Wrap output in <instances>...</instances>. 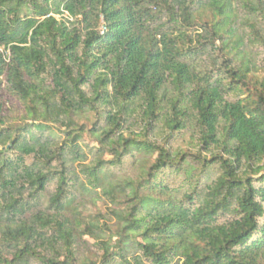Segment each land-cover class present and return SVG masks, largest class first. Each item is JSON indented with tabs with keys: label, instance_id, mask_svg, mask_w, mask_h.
I'll return each instance as SVG.
<instances>
[{
	"label": "trees",
	"instance_id": "16d2710c",
	"mask_svg": "<svg viewBox=\"0 0 264 264\" xmlns=\"http://www.w3.org/2000/svg\"><path fill=\"white\" fill-rule=\"evenodd\" d=\"M255 45L264 0H0V264H264ZM90 113L102 125L77 126ZM133 115L170 136L194 121L210 152L199 173L215 178L199 185L185 153L125 138ZM131 156L137 178L116 175ZM77 196L118 206L111 237L77 219ZM82 235L98 260L77 257Z\"/></svg>",
	"mask_w": 264,
	"mask_h": 264
},
{
	"label": "rangeland",
	"instance_id": "374dc122",
	"mask_svg": "<svg viewBox=\"0 0 264 264\" xmlns=\"http://www.w3.org/2000/svg\"><path fill=\"white\" fill-rule=\"evenodd\" d=\"M246 59H250L255 69L248 74V78L253 81L261 82L264 80V49L258 45L248 46L246 48ZM210 65V64H209ZM212 66V65H210ZM7 110H12L11 105L6 106ZM15 114V113H14ZM75 122L77 126L82 127L86 130H91L93 126L96 128L102 125V121H100L97 116L90 113L87 115H82L79 118H75ZM130 129L123 132L125 138H134L135 136L139 138H145L150 140L158 145L171 150V152H183L185 153L186 160L188 164L194 167L196 172L194 173V180L198 181L199 185H204L206 182L209 183L211 179H214L215 176L212 174L209 177L208 181H205V177L203 174L199 173L201 169L202 159H210V152L201 151V147L197 141L198 135V127L195 125L194 121H191L190 126L182 131L181 133H174L171 136L168 132H161L158 129V134L146 131L144 132L142 129V124L140 123V119L137 115H133L132 120L130 121ZM81 146L85 148L86 152H90L94 148H98L99 146L91 139L89 134H85L83 141L81 142ZM218 152V151H217ZM198 157L200 159H198ZM89 160H91L90 154L88 155ZM103 159L105 161H111L112 157L105 153L103 155ZM155 157L148 159L144 162L143 166L149 167ZM141 160L138 163V160L135 156L126 157L123 160L122 167L115 170V174L121 177H130L136 179L139 175ZM74 166V165H73ZM74 168V167H73ZM216 170H213L215 173ZM171 175V181L175 185H179L182 180L185 178L183 172H180L178 176L174 177L169 172H165L164 176ZM198 174V175H197ZM264 174V171L261 173ZM259 176H255L258 178ZM55 189V184H51L47 190V195L52 193ZM45 197V198H46ZM76 206L78 211V217L71 214L74 218L77 217L81 222L91 223L93 225H98L101 227V232L92 231L97 237L105 236V239L112 236L117 231L116 219L114 218L112 211L117 210V205H112L108 201L93 199L89 197H80L77 196ZM44 208V206H43ZM227 218H221L220 222H224ZM85 226L80 227V230L83 231ZM80 244L76 248L77 257L80 259H88V260H98L101 256V248L94 244V241L90 239V235H82V239H80ZM101 240V239H99ZM31 264H40L38 261H32Z\"/></svg>",
	"mask_w": 264,
	"mask_h": 264
},
{
	"label": "built area",
	"instance_id": "2783aa9c",
	"mask_svg": "<svg viewBox=\"0 0 264 264\" xmlns=\"http://www.w3.org/2000/svg\"><path fill=\"white\" fill-rule=\"evenodd\" d=\"M0 53H2V54L4 55V59H5V61L8 62V60H9V53H8V52H5V51L3 50V48H0Z\"/></svg>",
	"mask_w": 264,
	"mask_h": 264
}]
</instances>
